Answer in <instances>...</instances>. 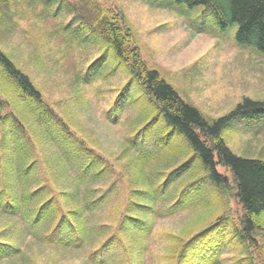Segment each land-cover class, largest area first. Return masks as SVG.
<instances>
[{"label": "trees", "instance_id": "trees-1", "mask_svg": "<svg viewBox=\"0 0 264 264\" xmlns=\"http://www.w3.org/2000/svg\"><path fill=\"white\" fill-rule=\"evenodd\" d=\"M85 1L69 5L85 27L80 48L104 45L129 76L114 121L126 100L137 115L121 151L107 153L0 49V264H41L29 245L65 264H224L227 246L239 248L237 264H264V161L238 156L223 136L239 117L264 116V101L245 98L209 122L148 66L118 6ZM171 1L210 8L222 31L238 26L239 47L264 55V0ZM186 211L198 212L189 228L156 233L157 220Z\"/></svg>", "mask_w": 264, "mask_h": 264}, {"label": "rangeland", "instance_id": "rangeland-1", "mask_svg": "<svg viewBox=\"0 0 264 264\" xmlns=\"http://www.w3.org/2000/svg\"><path fill=\"white\" fill-rule=\"evenodd\" d=\"M85 2L0 0V49L29 75L50 107L63 114V107L67 106L74 125L85 130L104 151L116 155L137 110L126 100L122 103L120 124L114 121L118 117L114 115L118 95L127 93L124 86L129 76L123 71L116 73L114 60L106 61L104 45L80 48L86 43L85 27L69 5L80 7ZM101 2L118 6L124 12L148 66L158 70L209 122L231 113L245 98L264 101V55L239 47L238 26L222 31L210 8H189L171 0ZM109 74L113 76L106 78ZM101 78L106 79L100 81ZM91 79H96L95 83L86 87L75 84V80ZM11 110L13 107L6 112ZM223 136L238 156L264 161V116L239 117L226 127ZM230 207L234 217L240 214L234 201ZM197 213L186 211L159 219L156 233L184 231L197 219ZM227 248L229 255L224 264H237L239 248ZM27 251L32 256L41 255V264L57 263L52 261L51 250L29 245Z\"/></svg>", "mask_w": 264, "mask_h": 264}]
</instances>
